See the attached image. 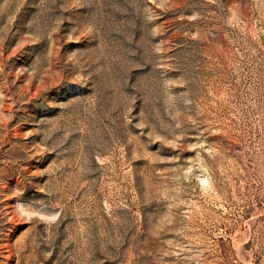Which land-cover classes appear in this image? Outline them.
Listing matches in <instances>:
<instances>
[{
  "label": "rangeland",
  "instance_id": "374dc122",
  "mask_svg": "<svg viewBox=\"0 0 264 264\" xmlns=\"http://www.w3.org/2000/svg\"><path fill=\"white\" fill-rule=\"evenodd\" d=\"M0 264H264V0H0Z\"/></svg>",
  "mask_w": 264,
  "mask_h": 264
}]
</instances>
